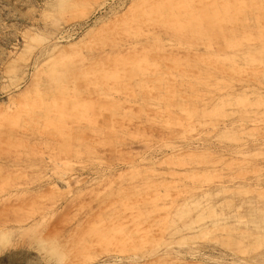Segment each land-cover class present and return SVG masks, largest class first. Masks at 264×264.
<instances>
[{
  "label": "rangeland",
  "instance_id": "1",
  "mask_svg": "<svg viewBox=\"0 0 264 264\" xmlns=\"http://www.w3.org/2000/svg\"><path fill=\"white\" fill-rule=\"evenodd\" d=\"M263 172L264 0H0V264H264Z\"/></svg>",
  "mask_w": 264,
  "mask_h": 264
},
{
  "label": "bare ground",
  "instance_id": "2",
  "mask_svg": "<svg viewBox=\"0 0 264 264\" xmlns=\"http://www.w3.org/2000/svg\"><path fill=\"white\" fill-rule=\"evenodd\" d=\"M145 2H146V0H145ZM148 3V2H147ZM203 3V2H202ZM206 3V2H205ZM145 4V3H144ZM143 5V4H142ZM166 5V4H165ZM203 5V4H202ZM142 7V6H141ZM181 7V6H180ZM139 7H137V9H138ZM143 8V7H142ZM142 8H140L141 10H142ZM140 9H138V10H140ZM240 9H242L241 8V6H240ZM145 10V9H144ZM143 10V11H144ZM241 11V10H240ZM241 13V12H240ZM239 13V14H240ZM144 14V13H143ZM133 15V14H132ZM143 16V15H142ZM145 16V15H144ZM129 17V16H128ZM130 18V17H129ZM140 18V17H139ZM185 18V17H184ZM158 19V18H157ZM186 19H188L187 17H186ZM141 20V19H140ZM144 21V20H143ZM147 22H149V21H147ZM182 22H184V21H182ZM131 24V23H130ZM182 24V23H181ZM165 25V24H164ZM185 25H187V24H185ZM133 26V25H132ZM111 28V27H110ZM133 30V29H132ZM198 31H199V29H198ZM154 45V44H153ZM159 47V46H158ZM157 47V48H158ZM159 50V49H158ZM138 51V50H137ZM132 52H133V49H132ZM131 52V53H132ZM126 55V54H125ZM161 55V54H160ZM155 57V56H154ZM175 57V56H174ZM133 58V57H132ZM125 59V58H124ZM126 59H128V57L126 58ZM125 59V60H126ZM123 60V59H122ZM129 60H130V63H132L131 62V58L129 57ZM128 60V61H129ZM134 60V59H133ZM135 61H136V59H135ZM127 63V62H126ZM135 63V62H134ZM128 64V63H127ZM145 64V63H144ZM168 64V63H167ZM136 65V64H135ZM135 65H133L134 67H135ZM166 65V64H165ZM129 67H130V65H128ZM132 65H131V67H133ZM168 66V65H167ZM170 66V65H169ZM112 67V66H111ZM98 68H100L99 66H98ZM136 69H137V67H136ZM168 69V68H167ZM237 68H235V70H236ZM125 70H127L126 68H125ZM130 70V69H129ZM149 70V69H148ZM153 70V69H152ZM234 70V71H235ZM130 71H132L133 73H134V70L133 69H131ZM191 71V70H190ZM118 72V71H117ZM119 72H120V70H119ZM136 72H137V70H136ZM136 72H135V74H136ZM121 73V72H120ZM127 73V72H126ZM132 73V74H133ZM128 75H129V73H128ZM145 75V74H144ZM127 77V76H126ZM129 77V76H128ZM141 77V76H140ZM172 80V79H171ZM170 80V81H171ZM170 81H168V82H170ZM171 83V82H170ZM173 83V82H172ZM135 85V84H134ZM170 85V84H169ZM173 85V84H172ZM158 86V85H157ZM124 87H125V85H124ZM136 88V87H135ZM169 88H172L171 86L169 87ZM132 91V90H131ZM179 92V91H178ZM173 93V92H172ZM175 93V92H174ZM101 95V94H100ZM160 96V95H159ZM172 96V95H171ZM182 97V96H181ZM101 99H103V98H101ZM242 101V100H241ZM245 101V100H244ZM245 102H243V104H244ZM186 104V103H185ZM256 104V106H262V105H260L261 103H259V105H257V103H255ZM117 105V104H116ZM248 105V104H247ZM217 106V105H216ZM254 106V105H253ZM244 107V106H243ZM214 108V107H213ZM212 108V109H213ZM217 107H215V109H216ZM211 109V110H212ZM218 110H219V108H218ZM167 111V110H166ZM213 111V110H212ZM223 111V110H222ZM253 111V110H252ZM207 112H209V111H207ZM207 112H205V113H207ZM167 113V112H166ZM211 113V112H210ZM209 114V113H208ZM212 114V113H211ZM210 114V115H211ZM180 115V114H179ZM184 115V114H183ZM213 115V114H212ZM211 115V116H212ZM158 117H160L159 115H158ZM187 117H189V116H187ZM242 117V116H241ZM171 118V117H170ZM173 119H174V117H172ZM183 118H185V117H183ZM190 118V117H189ZM188 118V119H189ZM253 118V117H252ZM218 119V118H217ZM261 119V118H260ZM114 120V119H113ZM160 120V119H159ZM172 120V119H171ZM237 120V119H236ZM103 121V120H102ZM176 122L178 121V120H175ZM182 121V120H181ZM189 121V120H188ZM232 121V120H231ZM234 121V120H233ZM232 121V122H233ZM257 122H258V120H256ZM175 122V123H176ZM180 122V121H179ZM219 122V121H218ZM253 122H255V121H253ZM256 122V123H257ZM260 122V121H259ZM181 123H183V122H181ZM189 123V122H188ZM178 124H180V123H178ZM237 124H238V122H237ZM244 124H245V122H244ZM259 124V123H258ZM257 124V125H258ZM177 125V124H176ZM186 125H188V124H186ZM191 125V124H190ZM235 125V124H234ZM192 126V125H191ZM236 127V126H235ZM253 127H255V126H253ZM253 127H251L252 128V130H253ZM258 127V126H257ZM260 127V126H259ZM185 128V127H184ZM188 128V127H187ZM233 128V127H232ZM238 128V127H237ZM250 128V129H251ZM250 129H247V130H250ZM190 130V129H189ZM192 130V129H191ZM185 131H187V130H185ZM188 133V132H187ZM183 134V133H182ZM224 134H226V133H224ZM185 138V137H184ZM195 155V154H194ZM183 156H181V158H182ZM182 160V159H181ZM258 160V159H257ZM183 161V160H182ZM262 161V160H261ZM181 162V161H180ZM259 163V162H258ZM260 165V164H259ZM264 173V172H263ZM230 176V175H229ZM260 176V175H259ZM215 177V176H214ZM254 177H256V176H254ZM262 177V176H261ZM214 180V179H213ZM230 180V179H229ZM227 183V182H226ZM258 183H260V182H258ZM220 184H222V183H220ZM263 184V183H262ZM224 185V184H223ZM227 186V185H226ZM243 186V185H242ZM248 186V185H247ZM214 187V186H213ZM225 187V186H224ZM228 187V186H227ZM212 188V187H211ZM217 188H218V186H217ZM216 188V189H217ZM218 190V189H217ZM214 191V190H213ZM232 195V194H231ZM244 199V198H243ZM244 201V200H243ZM209 202V201H208ZM207 203V202H206ZM244 204H245V202H244ZM250 204V203H249ZM247 205V204H246ZM200 206V205H199ZM237 207H240V205L239 206H237ZM243 207V206H242ZM242 207H240V208H242ZM203 208V207H202ZM204 208H205V206H204ZM246 208V207H245ZM244 208V209H245ZM228 209V208H227ZM237 210V209H236ZM241 210V209H240ZM253 210V209H252ZM212 212V208L211 207H208V208H206L205 209V213H209V214H212L211 213ZM251 212V211H250ZM253 212V211H252ZM254 212H255V210H254ZM253 212V213H254ZM252 213V214H253ZM244 215V214H243ZM247 215H249V214H247ZM219 216V215H218ZM236 216V215H235ZM198 217V218H197ZM196 218V224H199L198 223V221H199V216H197ZM249 217V216H248ZM230 218V217H229ZM251 218V217H250ZM242 219V218H241ZM255 219V218H254ZM257 219V218H256ZM261 219V218H260ZM235 220V219H234ZM258 220V219H257ZM231 221V220H230ZM237 221V220H236ZM240 222H241V220H239ZM238 221V222H239ZM244 221V220H243ZM246 221V220H245ZM259 221V220H258ZM264 221V220H263ZM234 222V221H233ZM231 223V222H230ZM259 223V222H258ZM194 223L193 222H191V223H189V224H186V225H191V226H186L185 225V227L187 228V229H189V234L191 235V234H193V233H195V231H197L196 230V228H200V227H193V228H191L192 227V225H193ZM225 224H227V219L226 218H222V217H219L218 219L216 218L215 220H213L210 224H209V226L212 228V229H220V230H222L223 231V228L222 227H224L223 225H225ZM264 224V223H263ZM230 226V225H229ZM263 226V225H262ZM226 228V227H225ZM262 228H264V227H262ZM201 229V228H200ZM228 229V228H227ZM258 229V228H257ZM217 231V230H216ZM228 231V230H227ZM202 231H200L199 232V234L201 233ZM249 232V231H248ZM257 232V231H256ZM196 234V233H195ZM253 234V233H252ZM234 235V234H233ZM249 235V234H248ZM191 236H193V235H191ZM221 236V235H220ZM226 236V235H225ZM232 236V235H231ZM263 236V235H262ZM234 237V236H233ZM250 238V237H249ZM251 238H252V236H251ZM257 237H255V239H256ZM227 239H230L229 237L227 238ZM258 239V238H257ZM260 239V238H259ZM236 240V239H235ZM234 240V241H235ZM261 240V239H260ZM264 240V239H263ZM183 240L182 239H179L178 241H177V243H181ZM249 241V240H248ZM254 241V240H253ZM238 242V241H237ZM250 242V241H249ZM252 242V241H251ZM264 243V242H263ZM192 245V244H191ZM186 246V245H185ZM179 247V246H178ZM130 257V256H129ZM255 258V257H254ZM259 260V259H258ZM257 264H258V262H256ZM261 263V262H260ZM254 264V263H253Z\"/></svg>",
  "mask_w": 264,
  "mask_h": 264
}]
</instances>
